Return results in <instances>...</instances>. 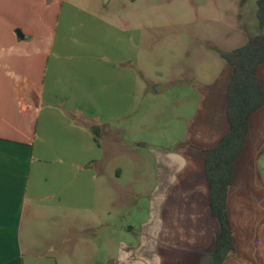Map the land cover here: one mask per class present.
I'll list each match as a JSON object with an SVG mask.
<instances>
[{"label":"crops","instance_id":"1","mask_svg":"<svg viewBox=\"0 0 264 264\" xmlns=\"http://www.w3.org/2000/svg\"><path fill=\"white\" fill-rule=\"evenodd\" d=\"M140 33L73 0H0V264H58L49 241L40 251L33 238L58 209L94 204L99 137L134 110ZM257 75L264 90V62ZM232 78L227 64L202 89L186 140L157 154L155 220L124 264H212L221 226L206 160L231 130ZM263 154L264 106L234 162L226 202L234 250L222 264H264Z\"/></svg>","mask_w":264,"mask_h":264},{"label":"rangeland","instance_id":"2","mask_svg":"<svg viewBox=\"0 0 264 264\" xmlns=\"http://www.w3.org/2000/svg\"><path fill=\"white\" fill-rule=\"evenodd\" d=\"M73 1L141 32L135 106L99 137L104 168L91 208L58 209L56 220L40 222L33 241L40 251L49 241L58 264H124L128 249L141 245L155 220L157 154L186 140L202 89L225 71L218 52L240 48L260 33L258 0Z\"/></svg>","mask_w":264,"mask_h":264},{"label":"trees","instance_id":"3","mask_svg":"<svg viewBox=\"0 0 264 264\" xmlns=\"http://www.w3.org/2000/svg\"><path fill=\"white\" fill-rule=\"evenodd\" d=\"M260 33L230 52H218L233 67V78L228 88V118L231 130L221 142L208 151L206 180L210 193L212 216L220 222L212 264H222L233 252L232 230L227 216V193L232 184L234 162L241 153L251 115L264 106V90L257 75L264 62V0L257 2Z\"/></svg>","mask_w":264,"mask_h":264},{"label":"water","instance_id":"4","mask_svg":"<svg viewBox=\"0 0 264 264\" xmlns=\"http://www.w3.org/2000/svg\"><path fill=\"white\" fill-rule=\"evenodd\" d=\"M105 4H107L109 2V0H103Z\"/></svg>","mask_w":264,"mask_h":264}]
</instances>
